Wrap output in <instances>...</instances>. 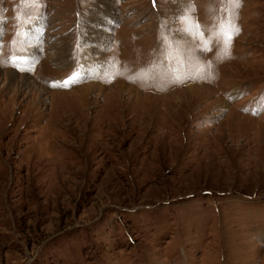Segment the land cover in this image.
Segmentation results:
<instances>
[{"label":"rangeland","instance_id":"374dc122","mask_svg":"<svg viewBox=\"0 0 264 264\" xmlns=\"http://www.w3.org/2000/svg\"><path fill=\"white\" fill-rule=\"evenodd\" d=\"M0 31V264H264V0H0Z\"/></svg>","mask_w":264,"mask_h":264},{"label":"snow or ice","instance_id":"6c2138e0","mask_svg":"<svg viewBox=\"0 0 264 264\" xmlns=\"http://www.w3.org/2000/svg\"><path fill=\"white\" fill-rule=\"evenodd\" d=\"M25 2H28L30 4H36L38 3V0H25ZM224 3L228 4L231 8H238L239 7V0H224ZM185 23L188 25L183 31H185L187 34L192 35L193 34V27L199 29L200 25L197 23L194 26L190 23L188 17L183 18ZM30 32L29 30H26L25 35H28ZM239 29L235 27L233 24L231 18L227 19H221L220 23L216 26V30L213 31L211 34H205L204 32H200V35L202 37H206L204 40V47L201 49L202 51H210L211 45L218 39H223V43L225 46V54H227V48L230 46L231 40L235 34H238ZM0 36H2V31H0ZM17 59L16 55L14 54L12 57L13 64L15 63V60ZM75 78V76L73 77ZM261 102L264 103V98H260Z\"/></svg>","mask_w":264,"mask_h":264},{"label":"bare ground","instance_id":"6f19581e","mask_svg":"<svg viewBox=\"0 0 264 264\" xmlns=\"http://www.w3.org/2000/svg\"><path fill=\"white\" fill-rule=\"evenodd\" d=\"M177 5L178 4H176V5H174V7H177ZM107 14H108V17H107ZM107 14H105L104 15V20H105V22L106 23H108V25L110 24V26H111V23H113V20L115 19L114 18V15L111 13V12H108L107 11ZM107 26V25H106ZM105 28V27H104ZM104 30V29H103ZM106 30H108V26L106 27ZM105 30V31H106ZM97 31V30H96ZM100 31V30H99ZM105 31H104V34H101V36L99 37V40H98V46L99 47H101L102 45H104V43H105V39L107 38V33H105ZM103 32V31H102ZM99 34V33H98ZM98 37V36H97ZM98 46H96V47H98ZM103 48V47H102ZM99 50V48L98 49H96V51H98ZM101 65V64H100ZM102 66V69L104 68V65H101ZM89 67V69L90 70H94V67H92L91 65L90 66H88ZM87 67V68H88ZM7 74V75H6ZM6 74H5V79L6 80H9V81H12V79L14 78L13 76H15V75H13L11 72H6ZM21 82V81H20ZM22 82H25V80H22ZM124 83H120L119 84V86H120V89H122V90H124ZM128 89H130V90H133V91H135L137 94H139V95H141L139 92H137L136 90H134V89H131V88H128ZM190 89V88H189ZM129 90V91H130ZM159 99V98H158ZM160 99H161V97H160Z\"/></svg>","mask_w":264,"mask_h":264}]
</instances>
